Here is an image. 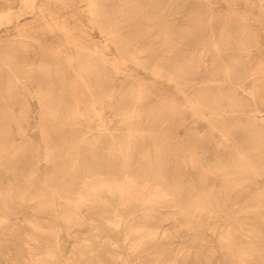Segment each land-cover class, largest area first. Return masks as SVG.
Listing matches in <instances>:
<instances>
[{"label":"rangeland","instance_id":"rangeland-1","mask_svg":"<svg viewBox=\"0 0 264 264\" xmlns=\"http://www.w3.org/2000/svg\"><path fill=\"white\" fill-rule=\"evenodd\" d=\"M0 264H264V0H0Z\"/></svg>","mask_w":264,"mask_h":264},{"label":"bare ground","instance_id":"bare-ground-1","mask_svg":"<svg viewBox=\"0 0 264 264\" xmlns=\"http://www.w3.org/2000/svg\"><path fill=\"white\" fill-rule=\"evenodd\" d=\"M177 75H180V72L177 71V74L175 76ZM144 152L146 155H148L147 151H144ZM131 162H132V154H131V148H130V149H127L123 153L122 165L120 167V170L124 173L123 177L118 179L116 177H112V176L110 177L108 175H103V176L97 177L95 180L89 183L87 182L88 186L92 189L91 194L100 199H103L102 192L107 191L108 193H111V194H117L119 201L122 203H126L132 200L133 198H136L137 200L136 203L140 205L141 203L145 201H150V200L152 201L153 199H155V196L162 197L168 193V191L166 190L167 188L166 180L160 171L150 168V171L153 174L149 175L148 177L145 175V171L149 170V168H146L144 165L131 166L132 164ZM106 170H109V168ZM221 208L222 207L217 202V209H221ZM227 235L229 236L228 233ZM244 252H246V250Z\"/></svg>","mask_w":264,"mask_h":264}]
</instances>
